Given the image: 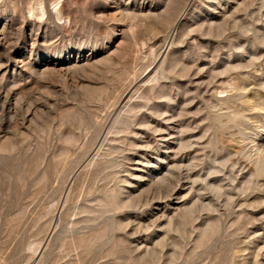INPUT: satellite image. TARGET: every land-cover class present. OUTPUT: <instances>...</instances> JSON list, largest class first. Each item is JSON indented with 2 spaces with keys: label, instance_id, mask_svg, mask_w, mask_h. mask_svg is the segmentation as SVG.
<instances>
[{
  "label": "rangeland",
  "instance_id": "rangeland-1",
  "mask_svg": "<svg viewBox=\"0 0 264 264\" xmlns=\"http://www.w3.org/2000/svg\"><path fill=\"white\" fill-rule=\"evenodd\" d=\"M39 262L264 264V0H0V264Z\"/></svg>",
  "mask_w": 264,
  "mask_h": 264
},
{
  "label": "bare ground",
  "instance_id": "bare-ground-1",
  "mask_svg": "<svg viewBox=\"0 0 264 264\" xmlns=\"http://www.w3.org/2000/svg\"><path fill=\"white\" fill-rule=\"evenodd\" d=\"M75 136V135H74ZM70 139V138H69ZM211 170V169H210ZM210 170H209V173H210ZM214 170V169H213ZM214 171H217V170H214ZM214 173V172H213ZM173 175V174H172ZM191 177V176H190ZM189 178V177H188ZM168 179V178H167ZM169 180V179H168ZM167 180V181H168ZM207 180V179H206ZM170 183V182H169ZM191 213V212H190ZM38 249V248H37ZM38 264H42V262H39Z\"/></svg>",
  "mask_w": 264,
  "mask_h": 264
}]
</instances>
